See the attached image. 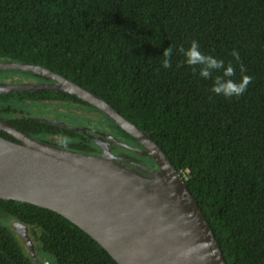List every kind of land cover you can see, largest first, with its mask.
Returning a JSON list of instances; mask_svg holds the SVG:
<instances>
[{"label":"trees","instance_id":"obj_1","mask_svg":"<svg viewBox=\"0 0 264 264\" xmlns=\"http://www.w3.org/2000/svg\"><path fill=\"white\" fill-rule=\"evenodd\" d=\"M193 40L224 62L208 79L180 52ZM170 46L165 68L162 55ZM0 61L63 75L141 127L181 172L227 264H264V0H0ZM229 64L234 74L224 77ZM11 73L48 80L12 69H0V78ZM245 75L251 81L239 96L212 91L217 77L239 83ZM49 104L65 105L63 114L79 119L101 118L116 136L136 141L96 107L56 90L0 94V119L39 141L103 153L85 133L30 115ZM1 216L25 224L37 254L53 264H119L54 211L0 199ZM0 264H36L1 220Z\"/></svg>","mask_w":264,"mask_h":264},{"label":"water","instance_id":"obj_2","mask_svg":"<svg viewBox=\"0 0 264 264\" xmlns=\"http://www.w3.org/2000/svg\"><path fill=\"white\" fill-rule=\"evenodd\" d=\"M0 69L39 74L51 82L0 83V94L56 90L96 107L135 138L157 168L74 151L28 135L0 119V199L54 211L98 241L119 264H227L221 245L181 172L141 127L99 95L31 62L0 61ZM16 234L35 257L28 227ZM44 264V263H43Z\"/></svg>","mask_w":264,"mask_h":264},{"label":"rangeland","instance_id":"obj_3","mask_svg":"<svg viewBox=\"0 0 264 264\" xmlns=\"http://www.w3.org/2000/svg\"><path fill=\"white\" fill-rule=\"evenodd\" d=\"M3 70V69H1ZM2 74H7L6 72L2 71ZM1 79V78H0ZM29 78H26L22 75L19 74H8L7 77H5V79H1L0 83L4 82V83H8V84H19V83H31V82H37L36 80H28ZM4 80V81H2ZM66 107L65 105L62 104H49L48 106H41V107H35L33 109V111L31 112L30 110V115L36 116L38 118H42V119H52L57 121L60 124H63L64 126L68 127V128H74V130L80 131L82 133L88 134V133H100V134H104L107 136H113V131L111 129H109V127L107 125L102 126L100 123H103V121H101V118L98 117H92L90 115H88V113H86L84 115L85 118L83 119H79L77 117H75L74 115H72V113L70 114V116L63 114V111H65ZM72 110H75L72 109ZM77 110L79 112H86L87 110L83 107L81 108H77ZM61 114H58V113ZM53 139H59V137H53ZM120 141L121 139L123 140V138H119ZM125 141V140H124ZM112 154V153H111ZM0 220L2 222V224L8 226L9 228H11L12 230H15L14 228V222L15 219L11 216H1ZM27 252H29V249L26 247ZM34 259V262L36 264H40V263H44L45 260L43 256H41L40 254H37L35 257H32ZM44 261H43V260Z\"/></svg>","mask_w":264,"mask_h":264},{"label":"clouds","instance_id":"obj_4","mask_svg":"<svg viewBox=\"0 0 264 264\" xmlns=\"http://www.w3.org/2000/svg\"><path fill=\"white\" fill-rule=\"evenodd\" d=\"M180 52L185 58V62L190 66L199 65V75L204 79H208L211 76L213 69L224 68V62L222 60H217L211 55H205L200 51L199 44L193 40L187 49L181 47ZM172 48L171 46L166 48L163 52V67H170L169 57L171 56ZM233 57L238 59V53L234 50L232 52ZM243 71V68L241 69ZM234 74V69L231 64L224 69V77H231ZM250 76H243L239 83L232 80H223L222 77H217L213 81L212 91L218 95L223 94L226 97L230 96H239L241 95L248 83H250ZM44 264H53V260L47 259L44 261Z\"/></svg>","mask_w":264,"mask_h":264},{"label":"flooded vegetation","instance_id":"obj_5","mask_svg":"<svg viewBox=\"0 0 264 264\" xmlns=\"http://www.w3.org/2000/svg\"><path fill=\"white\" fill-rule=\"evenodd\" d=\"M19 71H23V70H19ZM26 72H29V71H26ZM28 80H36V79L29 78ZM36 81L39 82L40 80H36ZM43 82H51V80L48 79L47 81H43ZM39 119H42V118H39ZM46 120H51L55 123H58L57 121L52 120V119H46ZM86 135L94 142L95 145L93 149L96 150L97 152H102L106 150L104 149V146H106L109 149L110 153H112L116 157H119L120 159H122L123 161L127 163L146 166L149 168L158 167L157 163L153 162L150 155H147L144 153V147L137 140L134 141V143H129L128 141H126L125 137H123L122 135L116 136V134L114 133H113L114 137L107 136V135L100 134V133L95 134L91 132ZM121 137L123 138V140L121 139L120 141L119 138ZM40 264H43V262Z\"/></svg>","mask_w":264,"mask_h":264}]
</instances>
